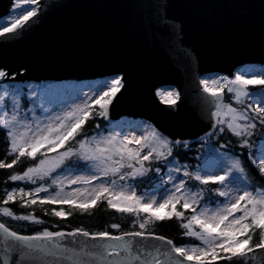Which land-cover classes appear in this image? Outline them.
<instances>
[{
  "label": "snow or ice",
  "instance_id": "1",
  "mask_svg": "<svg viewBox=\"0 0 264 264\" xmlns=\"http://www.w3.org/2000/svg\"><path fill=\"white\" fill-rule=\"evenodd\" d=\"M11 8L14 15L0 17V37L5 40L29 30L42 5L40 0H13ZM24 71L10 73L0 68V131L5 135L7 155L12 157L10 163L0 160V169H11L22 157L35 163L21 173L9 174L7 179L15 186L5 189L0 204L19 198L20 207L68 205L83 214L103 201L108 209L135 217L132 226L138 230L112 235L80 228L68 232L45 228L24 235L0 222V264H264V188L252 186L238 157L213 148L217 160L213 169L199 165L190 170L177 159L179 149L188 147L187 141L170 139L147 122H114L110 118L113 100L128 91L123 70L76 90L75 99L59 109L47 107L36 90L30 88L25 94L16 86V75ZM250 87L257 90L249 91ZM198 88L210 105L213 131L206 132V137L223 133L226 126L239 146L249 149L252 163L264 176V70L209 73L199 77ZM225 91L247 110L225 103ZM154 95L167 106L161 113H176L179 92L157 88ZM25 105L30 106L25 109ZM37 106L43 118L36 115ZM225 115L230 118L227 122L222 119ZM91 117L106 123L102 131L89 135L83 126ZM257 122L262 130L253 145ZM161 165L167 180L161 175ZM189 180L199 187L186 186ZM136 181L150 190L137 194ZM16 182L35 187L26 191ZM209 184L217 187L209 189ZM205 191L212 195L206 198ZM185 211L190 215L186 217ZM52 215L63 218L71 211L53 209ZM0 216L44 223L32 212L16 215L8 207H0ZM172 219L198 244L177 246L147 231ZM111 227L120 229L119 224Z\"/></svg>",
  "mask_w": 264,
  "mask_h": 264
},
{
  "label": "water",
  "instance_id": "2",
  "mask_svg": "<svg viewBox=\"0 0 264 264\" xmlns=\"http://www.w3.org/2000/svg\"><path fill=\"white\" fill-rule=\"evenodd\" d=\"M12 2L0 0V17L13 13ZM40 3L29 30L0 37V68L25 69L17 84H80L123 70L128 91L114 98L110 118L144 119L170 139L193 142L213 131L199 77L264 68V0ZM157 88L179 92L174 115L161 113Z\"/></svg>",
  "mask_w": 264,
  "mask_h": 264
},
{
  "label": "trees",
  "instance_id": "3",
  "mask_svg": "<svg viewBox=\"0 0 264 264\" xmlns=\"http://www.w3.org/2000/svg\"><path fill=\"white\" fill-rule=\"evenodd\" d=\"M245 70L256 71V72L261 71L260 69L257 68L244 69L241 71H245ZM256 90L257 89L251 87L249 88V91H256ZM223 95L225 97L224 100L225 103L234 104L232 106H234L239 110H247L244 105L235 104V102L231 100L229 94L226 91L224 92ZM249 115L253 116L254 113L249 112ZM97 123L100 125V128L95 127ZM105 123L106 122L103 121L102 119L91 117L88 120H86L83 126V131L89 135H92L96 132L102 131L104 129ZM261 130H262L261 126L257 122V129L255 131V135L251 137V142L253 143V145H255L258 142ZM106 133L107 132H105L104 134ZM221 145H226V147L221 148L220 147ZM132 147H136V146L132 145ZM210 147L218 148L219 150L227 152L232 156L238 157L241 160L242 165L247 170L252 186L253 187L259 186L261 188H264V176H261L258 173L257 168L252 163V157L248 155L249 149L241 148L239 146V142L237 138L233 136L229 131H227L226 126H225V131L223 133L217 131L216 134L211 136L210 138L206 137L202 140L188 143L187 148L179 149L180 155L178 156L177 159L180 165H187L190 170L195 169L200 164V162L205 158V155L208 153V149ZM175 154L176 153L174 151L173 155ZM11 159L12 157L7 155V142L5 139V135L2 131H0V160H3L5 163H10ZM34 163L35 161L28 160L22 157L20 161H18L17 164L14 165L11 169H0V200L3 199L4 191L6 188H12L15 186L13 182L7 179L9 174L21 173L25 170L27 166H31ZM161 168H162L161 175L164 176L165 170L163 169L162 165ZM150 175H154V174L150 173ZM117 182L124 183L121 181H117ZM16 183L19 184L21 187H23L26 191L35 187V185L28 183H23V182H16ZM134 183L137 184L136 189L139 192L141 190L150 189L149 186L145 184H141L139 181H136ZM186 186L199 187L190 180L188 181V184ZM206 187L212 189L217 187V185L209 184ZM49 190L54 191L55 189L50 188ZM39 195L43 196L44 193H40ZM210 195H212L210 192L205 191L204 196L206 198L209 197ZM213 199L219 200L222 198L213 196ZM201 203H203V201H201ZM0 207H8L16 215L28 214L29 212H32L36 217L44 221V223L42 224H35L29 221H16L8 217L0 216V222L5 223V225L10 229L15 230L18 233L24 235L34 234L35 232L42 231L45 228H47L49 231H71L73 229L80 228L85 231H88L89 233L106 231L112 235H119L121 232L124 231L138 230V228H133L132 226V222L135 219V217L131 215L117 213L114 210H110L107 208L106 203H104L103 201L98 202L96 206L84 212L83 214H81L75 208L70 209L68 205L37 204L35 206H30V207H20L19 198H17L15 203L9 202V204L7 205L0 204ZM61 208L65 212L71 211V215H68L63 218H58L52 215L53 209L60 210ZM45 211H47V215L44 214ZM184 214L187 217L190 215V212L185 211ZM112 224H119L120 225L119 231L113 229L111 227ZM147 231L152 232L155 235H159L167 239H170L177 246L198 244V241L184 235V230L179 227V222L176 221L175 219L160 221L155 226L147 229ZM257 239H258V234L253 236V243H256Z\"/></svg>",
  "mask_w": 264,
  "mask_h": 264
},
{
  "label": "rangeland",
  "instance_id": "4",
  "mask_svg": "<svg viewBox=\"0 0 264 264\" xmlns=\"http://www.w3.org/2000/svg\"><path fill=\"white\" fill-rule=\"evenodd\" d=\"M12 15H14V14H12ZM2 22L3 21H1L0 23H2ZM93 83L94 82L81 83V84L42 83V84H24V85L17 84L16 86L23 89L25 94H27L29 92L30 88L36 90V93L38 95H41L42 98L44 99V102H45L47 107H50V108L55 107V108L59 109V108L64 106L65 102H71V100L75 99L76 90H78L80 88L87 89V87ZM67 85H69V86H67ZM25 88H27V89H25ZM231 105H234V104H231ZM29 106L30 105H26L25 109ZM232 107H234V106H232ZM35 111H36V115L38 117L43 118V111L38 106L36 107ZM21 115H23V111H22ZM222 119L227 122L230 118L225 115L222 117ZM119 122H127V121L123 120V121H119ZM133 134H135V133H133ZM105 135H107V133ZM213 148H215V147H210L208 149V153L205 155V158L200 162L199 165L205 166L208 169H213L215 167L217 160H216L215 153L213 151H211V149H213ZM215 150H216V152H224L222 150H219L218 148H215ZM164 178H165V180H167L166 175H164ZM73 187H75V186H73ZM164 187L171 188V185L165 184ZM142 191H145V190H141L140 192H142ZM147 191H149V190H147ZM138 192L139 191H137V194H138Z\"/></svg>",
  "mask_w": 264,
  "mask_h": 264
}]
</instances>
